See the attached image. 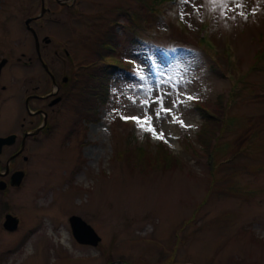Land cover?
Masks as SVG:
<instances>
[{
	"label": "rangeland",
	"instance_id": "374dc122",
	"mask_svg": "<svg viewBox=\"0 0 264 264\" xmlns=\"http://www.w3.org/2000/svg\"><path fill=\"white\" fill-rule=\"evenodd\" d=\"M153 1L55 9L38 58L25 21L41 1L0 0V137L42 130L15 164L20 186L0 190V264H264V0ZM115 62L105 103L89 98ZM145 112L163 139L120 119ZM71 216L96 246L75 241Z\"/></svg>",
	"mask_w": 264,
	"mask_h": 264
},
{
	"label": "flooded vegetation",
	"instance_id": "af4514ba",
	"mask_svg": "<svg viewBox=\"0 0 264 264\" xmlns=\"http://www.w3.org/2000/svg\"><path fill=\"white\" fill-rule=\"evenodd\" d=\"M40 1H41V3H40L39 12L35 16L30 18V19H32L30 22V27L35 31L36 35H37V31H39L38 30L39 26L37 24L39 22H41L42 20H45V19L48 20L49 18H52L49 16L52 14H55V9H57V10L58 9L59 10L67 9L68 11L70 10L71 12L75 13V10L78 8V5L80 4V0H40ZM42 1H43V6H44V11L42 14H40L42 12L41 11ZM31 25H33V26H31ZM44 38H46V36ZM42 43H44V42H42V40H41V42H39V45ZM47 45H50V44H47ZM42 46H45V44H43ZM64 56L68 57L67 51H64ZM63 80L65 82L67 81L66 79H63ZM46 97L47 96H43V97H39V98H46ZM35 111L39 112L41 110H35ZM42 123H43V120H42ZM32 127H33L32 125H28V126H26V128H22V133H20L19 137H18V135H15L13 133L9 134V135H15V141L11 146H8V147L4 146L3 147V149L4 148L12 149L11 153L7 157V160L3 166L2 171H0V182L5 183L6 187L11 181V175L15 172H19L22 170L21 168L15 167V164L18 163L19 160H23L24 162L27 161V157L25 155H23V153H25V151H27L25 148V144L27 145L28 142L37 140V137L32 136V135H35L38 132L42 131V130H37V128L39 126L35 127V128H32ZM9 135H6V137ZM25 135H26V137L24 139Z\"/></svg>",
	"mask_w": 264,
	"mask_h": 264
},
{
	"label": "water",
	"instance_id": "95a60500",
	"mask_svg": "<svg viewBox=\"0 0 264 264\" xmlns=\"http://www.w3.org/2000/svg\"><path fill=\"white\" fill-rule=\"evenodd\" d=\"M41 11L42 12L40 14H42L43 11H44L43 1H42ZM31 20L32 19H27L25 21V26L31 32V34L33 35L34 42H35L36 53L38 55V58H40L39 42H38V38H37V35H36L35 31L30 27ZM44 41L45 42H49L50 39L45 38ZM4 63H5V60H2L0 62V71H1V68L3 67ZM43 67L48 72L46 66L44 65ZM52 82L54 83L53 79H52ZM57 101H58V99L56 101H54V102L56 103ZM26 107H27V105H26ZM25 137H26V135L24 136V139H25ZM14 141H15V135H10V136L4 137V138L0 137V154H1L2 148L4 146H10V145H12L14 143ZM23 177H24V173L23 172L19 171V172L13 173L11 175L10 184L14 185V186H20ZM5 188H6V184L3 183V182H0V190H4ZM2 225H3V228L5 230L14 231L18 227V220L15 217H13L12 215L8 214V215L5 216L4 222H3ZM69 225H70V228H71V232H72L73 238L80 245L94 247V246H96L99 243L100 238L97 235V233L92 229V227L90 225H88L86 222H84L80 217L71 216L69 218ZM113 264H122V263L114 262Z\"/></svg>",
	"mask_w": 264,
	"mask_h": 264
},
{
	"label": "snow or ice",
	"instance_id": "6c2138e0",
	"mask_svg": "<svg viewBox=\"0 0 264 264\" xmlns=\"http://www.w3.org/2000/svg\"><path fill=\"white\" fill-rule=\"evenodd\" d=\"M187 2H188V0H178L179 4H185ZM229 4H234L237 7H241L242 6V0H205L206 6L215 5L216 7L228 8ZM221 15H224V13L221 12ZM181 18L183 19V16ZM134 74H136V70H134ZM138 78L141 80L144 79L143 76H139ZM150 91H151L150 88L147 89V92L150 93ZM187 99L192 100L193 97L188 96ZM157 102L160 104V107L155 109V116L157 119L161 118L162 112L171 113V109H165L163 107V101H162L161 97H157V100L153 101V103H157ZM133 103H135V101H133ZM140 103L142 105H144V104H148V101L142 100V101H140ZM175 103L176 102H174V106H175ZM120 119L124 120L125 122L132 121L135 124L136 128L139 129L140 132L150 134L154 139H163L164 138L163 132L157 133L155 128L152 127L153 117L151 115H148L147 112H145V114L143 116H124V115H121ZM171 122L179 123L182 127L185 126L183 124V121L179 120L176 117H173Z\"/></svg>",
	"mask_w": 264,
	"mask_h": 264
},
{
	"label": "trees",
	"instance_id": "16d2710c",
	"mask_svg": "<svg viewBox=\"0 0 264 264\" xmlns=\"http://www.w3.org/2000/svg\"><path fill=\"white\" fill-rule=\"evenodd\" d=\"M148 1L151 2V0H146V2H144V5L147 6ZM119 10L124 13L125 17L129 18V16H130V19H131V17L134 16V14H131V13L129 14V11H127V10H124V11L122 9H119ZM115 41H116V39L113 37V34L108 37V40H106L103 43V46H102L103 52H102V54H99L100 59L104 58V55L111 54V52H113L112 50L115 48V43H114ZM115 64H118V62H115L114 65H109L105 68H102V66H101V67H99L98 73L90 76L92 80H95L96 85L90 86L88 89L89 91L86 92V94L90 95L89 98H95L96 101L97 100L99 101V103L100 102L105 103V92H106V94H108L107 84L114 77V72H113V74L108 73L107 69L111 68V70L115 71L117 69V66H115ZM82 94L85 95L84 92ZM224 109H225V105L222 104V110L221 111L223 112ZM202 112L205 113V115H206L205 110H202ZM221 125H222V122L219 121V127H220V128L218 127L219 131H221V127H222ZM1 169H3V167Z\"/></svg>",
	"mask_w": 264,
	"mask_h": 264
},
{
	"label": "bare ground",
	"instance_id": "6f19581e",
	"mask_svg": "<svg viewBox=\"0 0 264 264\" xmlns=\"http://www.w3.org/2000/svg\"><path fill=\"white\" fill-rule=\"evenodd\" d=\"M3 149V148H2Z\"/></svg>",
	"mask_w": 264,
	"mask_h": 264
}]
</instances>
